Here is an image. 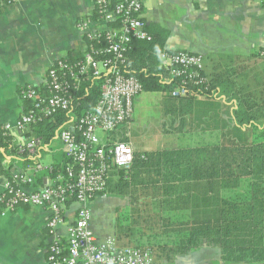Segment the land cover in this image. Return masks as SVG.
I'll list each match as a JSON object with an SVG mask.
<instances>
[{"label":"trees","instance_id":"obj_1","mask_svg":"<svg viewBox=\"0 0 264 264\" xmlns=\"http://www.w3.org/2000/svg\"><path fill=\"white\" fill-rule=\"evenodd\" d=\"M148 31L150 41L131 43L126 74L140 81L143 92L164 95L170 131L214 130L221 137L194 148L134 153L130 172L112 171L107 197L128 200L130 207L129 216L118 221L117 243L151 251L155 264H172L204 247L220 252L218 264H264V64L229 67L210 79L200 72L207 81L195 84L188 75L172 77L161 64L160 56L176 54L165 49L168 33L159 27ZM88 45L87 52L100 47ZM73 56L70 64L83 60ZM101 85L90 73L73 94L72 114H58L22 134L41 140L38 155L69 128L73 116L79 119L95 109ZM177 88L187 96H174ZM46 89L45 83L40 90ZM24 103L26 114L31 106ZM119 141L127 143L126 138ZM7 154L21 157L24 167L38 162L28 153L27 143L14 146L11 136L1 138L0 174L9 180L15 162L4 168ZM71 165L64 152H56L48 178H67Z\"/></svg>","mask_w":264,"mask_h":264},{"label":"crops","instance_id":"obj_2","mask_svg":"<svg viewBox=\"0 0 264 264\" xmlns=\"http://www.w3.org/2000/svg\"><path fill=\"white\" fill-rule=\"evenodd\" d=\"M93 7V0H19L12 6L0 4V125L13 124L25 114L26 106L20 95L23 88L44 86L48 71L59 60H70L73 55L84 58L89 45L78 25L93 16ZM143 19L149 35L148 30L153 27L168 33L166 51L200 56L208 79L238 64L253 67L254 60L259 66L264 64L258 61L264 60L260 55L264 51V0H144ZM160 59L166 67L165 56ZM143 94L145 98L140 95L135 101L137 110H143L145 104H155L164 114L163 94ZM130 126L116 138H126L134 153L194 148L221 137V134L216 137L211 130L181 134L171 129L166 133L174 134L178 142L173 148H166L159 140L160 135L138 143ZM180 137L194 138L196 145L180 147ZM11 143L24 146L27 141L22 134L13 133ZM41 152L39 163L43 168L38 173L35 166L24 167L21 157L4 156V168L15 163L10 180L0 174V194L14 176L22 173L35 175L33 189L51 184L47 175L54 154L64 152L62 144L55 140ZM108 199L112 198H97L91 205L92 213L108 211L105 206ZM77 209L75 204L67 207L66 223L60 227L64 239ZM49 217V212L39 207H20L14 213L0 215V264H46L51 241L47 228ZM110 228L109 224L103 229L96 228L92 220L93 232L101 241L115 237L114 228ZM219 262L220 252L204 247L194 254L176 258L172 264Z\"/></svg>","mask_w":264,"mask_h":264},{"label":"built area","instance_id":"obj_3","mask_svg":"<svg viewBox=\"0 0 264 264\" xmlns=\"http://www.w3.org/2000/svg\"><path fill=\"white\" fill-rule=\"evenodd\" d=\"M18 2L0 0L4 6ZM93 6V16L79 23L78 28L88 44L97 43L100 47L86 52L77 64L65 59L57 61L46 76V91L33 86L21 90V99L31 106L28 113L13 124L0 125L1 139L13 133L24 134L33 125L58 114H72L73 94L88 75L92 73L101 80L95 109L79 119L73 116L69 128L56 137L72 161L67 178L60 175L46 187L33 189L34 174L14 176L0 194V215L14 213L20 207H39L49 212L47 228L51 241L46 264H155L151 251L120 247L115 237L101 241L92 229L91 205L97 198L107 197L112 171L128 173L133 166L132 147L117 140L116 135L130 126L134 102L143 93V86L125 69L131 43L151 40L143 19L144 0H93ZM260 55L264 58V51ZM165 59L172 77L188 75L195 84L207 81L200 76L204 70L200 56L179 52L165 55ZM188 70L193 72L187 74ZM187 94L181 88L174 92L176 97ZM26 141L28 153L38 161V173L43 168L38 155L43 144L36 138ZM71 204L78 209L64 239L60 227L66 223L65 212Z\"/></svg>","mask_w":264,"mask_h":264},{"label":"rangeland","instance_id":"obj_4","mask_svg":"<svg viewBox=\"0 0 264 264\" xmlns=\"http://www.w3.org/2000/svg\"><path fill=\"white\" fill-rule=\"evenodd\" d=\"M258 61L260 64L264 63V60L262 59H258ZM257 63L258 62H255L254 60L253 65L251 64V66H254ZM237 66H240V64H238ZM140 95L142 98L146 97V95L143 93H141ZM151 96H157V95H151ZM133 118L134 119L131 122V126H130L132 130L131 134L132 136L136 137L138 143H143L146 140L154 139V137H158V135H160L159 140L161 141L164 147L173 148L177 144L178 141L176 140L175 135L166 133L170 130L171 119L164 116L158 105L145 104L143 106V110H137L135 108V102H134ZM212 131L215 132L216 137L221 134L218 131H214V130ZM180 138H182L181 140H179L178 143L180 147H187L189 144H192V146L196 145L195 142L197 140L194 138L191 139L187 137H180ZM105 206L108 211L105 212L97 211L95 214L92 213V220L95 221L96 228L103 229L104 227H107V225L109 224L111 226L110 229L113 230L114 228V231L116 233L118 227V221L123 217L126 218L129 216V212H130L129 201L118 198H112V199H108ZM130 224H132L131 220H130ZM130 236H132V233H130ZM127 241L128 240H125L124 242Z\"/></svg>","mask_w":264,"mask_h":264}]
</instances>
